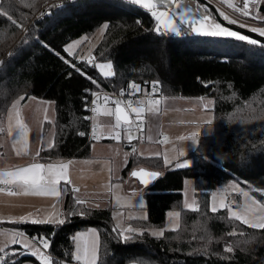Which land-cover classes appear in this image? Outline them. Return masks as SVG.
Segmentation results:
<instances>
[{
	"label": "trees",
	"instance_id": "16d2710c",
	"mask_svg": "<svg viewBox=\"0 0 264 264\" xmlns=\"http://www.w3.org/2000/svg\"><path fill=\"white\" fill-rule=\"evenodd\" d=\"M50 1L0 2V120L17 98L25 101L34 96L54 102L55 145L39 155L42 162H53L90 156L95 139L88 137V99L108 86L121 88L134 81L140 90L146 87V92L155 85L157 93L167 98L209 100L212 131L201 134L196 149L178 162L188 166L139 159L123 172V180L137 182L131 176L137 166L161 173L152 185L140 184L148 214L144 229L163 226L168 212L181 208L186 179L195 183L197 208H181V227L166 231L163 237L144 231L123 242L113 232L110 207L91 209L77 204L69 186L62 184L64 224L11 223L5 227L49 238L52 264L73 262L72 237L89 228L100 235L98 264H264V228L252 227L229 212L239 208L245 192L264 201V128L245 133L226 124L229 116L250 117L264 109V43L189 31L180 36L158 34L147 10L115 0H64L43 10L23 33L21 27L31 15ZM102 25L106 31L95 57L114 63L115 73L109 78L89 61H78L65 51L69 42L94 34ZM69 61L91 79L75 71ZM231 182L241 191L228 196L226 208L211 210L213 193ZM70 209L81 210L83 215L69 216ZM228 247L232 250L227 251ZM6 262L40 264L21 251Z\"/></svg>",
	"mask_w": 264,
	"mask_h": 264
},
{
	"label": "rangeland",
	"instance_id": "374dc122",
	"mask_svg": "<svg viewBox=\"0 0 264 264\" xmlns=\"http://www.w3.org/2000/svg\"><path fill=\"white\" fill-rule=\"evenodd\" d=\"M58 1L51 0L45 3L39 12L33 16L31 15V19L21 27L22 32H26L30 25L29 23L36 20L43 10L53 5L57 6ZM262 1L264 2V0ZM130 2L143 7L142 4L135 3L134 0H130ZM177 2L181 4L180 8H176L175 4L169 6L157 3V10L168 12L181 29L179 35L166 33L172 36H180L182 33L189 31L181 19V14L188 20L198 19L201 14L207 15L204 12L205 6L197 0H177ZM240 3L241 0H236L234 4L240 5ZM185 9H190V11H185ZM230 9L234 10L233 8ZM216 11L218 14L223 12L229 16V19L237 20V24H230L219 15L223 22L221 23L208 10L211 14L209 22L214 18L216 23L230 30H232L231 26L249 31L252 27L264 29L262 26L246 25L221 9H216ZM237 13L241 14L240 12ZM258 15L264 17L261 12ZM240 24H244V27H240ZM196 26L198 27L199 25ZM205 29L207 30V24ZM105 31L106 25H102L94 34L69 42L65 46V51L71 47L72 54L66 53L78 61L95 60V69L104 78H109L115 73L114 63L111 61H99L95 57V50ZM255 34L259 36L258 33ZM101 64L105 65L103 69L99 67ZM105 72L110 73V75H104ZM166 99L172 101L161 102L158 105L149 107L148 111L154 114L153 123L149 127L151 131L150 139H147V143L140 144H138V134L130 130L125 131L129 127L124 126L122 123L117 125L113 107L104 106V108L99 105L97 107L98 115L91 118L95 128V141L92 143L90 156L71 160H55L47 163L45 165L51 164L55 166L51 175L47 168L35 170L46 178L55 179L59 176V183L55 185L60 193L58 197L51 193H37L31 188L27 189V187L22 190L17 183L11 184L17 189L14 193L0 191V247H4L6 250L9 249L11 253L18 251L17 248H14L15 245L11 244V241L15 233L22 231L18 229L6 231L5 225L7 224L22 223L20 222L21 218H48L54 220L59 217L63 219L62 203L65 193L61 187L62 184L69 186L74 197L83 201L88 208L110 207L112 222L115 228L119 226L123 236H138L142 235L144 231H148L151 237L160 238L168 230H178L182 225L183 219L181 208L190 211L197 208L195 183L192 179H186L184 182L181 208L175 207L169 211L163 226H150L148 229H144L148 214L146 211V200L140 183L131 178L123 180V172L131 161L160 159L165 165H173V163H176L174 166L178 165L182 158L185 159L191 151L196 149L197 138L201 134L212 131L213 115L209 111L212 103L209 100L181 99L178 97H166ZM108 109L112 110L113 115L105 114ZM135 115L137 119L147 122L145 113L140 112L139 116L136 113ZM55 122L56 106L52 101L30 96L25 101L24 97H21L10 103L4 118L0 120V165L3 171L0 175L1 181L13 179L10 174L24 169L23 165L26 163H31L30 165H33L32 162L34 164L41 163L39 159L40 152L51 150L55 145ZM226 124L238 132L243 131L245 133L255 128H264V109L250 117L229 116ZM193 133H196L194 138H192ZM160 136H165L167 140L163 143H158L156 140ZM181 137H184V139H181ZM165 159H167L168 163H165ZM30 165L27 168L31 167ZM141 169L148 170V168L142 166H137L136 168V170ZM239 191H241L240 187L234 182L219 188L213 193L211 198V210L213 208L216 210L226 208L228 196ZM222 203L225 206L222 207ZM247 206L250 208H247V210L251 214L259 213L253 203L247 202ZM240 208V211L230 209L231 214L236 212L237 215H240L239 213L243 210V199ZM169 213L176 215H169ZM129 226L137 231L128 233L125 230ZM118 235L120 238V234ZM120 239L126 242L122 238ZM38 261L41 264L39 258ZM22 264L35 263L23 262Z\"/></svg>",
	"mask_w": 264,
	"mask_h": 264
},
{
	"label": "snow or ice",
	"instance_id": "6c2138e0",
	"mask_svg": "<svg viewBox=\"0 0 264 264\" xmlns=\"http://www.w3.org/2000/svg\"><path fill=\"white\" fill-rule=\"evenodd\" d=\"M135 3L142 4L143 8L149 10L151 16L154 18V21L157 25V28L155 31H157L158 34H164V33H171L179 35L181 29L177 26V24L174 22L172 17L169 15L166 11H158L157 10V3L161 4H167V5H173L175 4L176 8H180L181 4L177 2V0H134ZM260 0H244V3L241 6H236L233 4H229L230 8H233L235 11L240 12L243 16L251 18V19H260L261 21H264V17L259 16L258 14H255L251 8L254 7L256 4H258ZM185 11H190V9H185ZM204 12L207 13L201 14L198 19H192L188 20L184 18L183 14H181V19L183 20V23L187 26L188 30L195 35H204V36H211V37H222V38H234L239 41H246L251 44H257L258 41L255 39L250 38L247 35H243L238 33L237 31L230 30L227 27H222L221 24L216 23L215 19L212 18L210 21L211 14L208 12V8H204ZM7 16L6 14H4ZM220 16L223 17L224 20H227L230 24H237V20L235 19H229V16L225 15L223 12L219 13ZM7 18L11 21V19L7 16ZM207 24V30L205 29V25ZM196 25H199L198 27ZM240 27H244V24H240ZM250 31L253 33H258L259 36L264 37V29H258L256 27L250 28ZM74 47V46H72ZM66 52L71 55V47H69ZM70 66L77 72L82 73L85 75L86 78L91 79L90 77H87V73L84 72L81 68H77L75 63H72L69 61ZM101 69L105 67V65L101 64L99 65ZM104 75H110V73L105 72ZM94 82V81H93ZM130 88L133 92H139V86L132 84L130 85ZM156 86L153 85V92H155ZM95 96L96 94L93 93ZM104 100L107 102L108 98L104 97ZM117 107L115 108V116H116V123L119 125L121 121L124 122L125 125H130L131 121L129 120V117L127 114H125L124 109L121 108L120 101H115ZM155 103H159V101H155ZM129 106H131L129 104ZM86 110H87V101H86ZM92 111H96L95 108L92 109ZM141 109L132 108V112L136 113L137 116H139ZM106 115H113V112L111 109L106 110ZM83 135V133H81ZM95 135V133H93ZM196 136V133L192 134V138ZM181 139H184V137H181ZM166 140V138H165ZM165 163H168L167 159H165ZM178 166H188L187 164L178 165ZM54 165L48 164L45 165L43 163H36L31 165L29 168H24L19 170L18 172L10 174L13 179L5 180L3 183L5 184H12L17 183L23 190L25 187H30L34 192L37 193H51L53 195H56L57 197L60 195L59 191L55 187L56 184L59 183V176H57L55 179L46 178L44 175L40 174L38 171L35 170H43L45 168L48 169L49 174L51 175L52 170L54 169ZM66 167V165H65ZM156 176L157 173H145V172H133L132 176ZM143 183L147 184L148 180H143ZM77 204H82L83 201H76ZM222 207L225 206L221 205ZM213 211L216 209L213 208ZM83 215V212L81 210L77 209H70L68 215ZM169 215H176L174 213H169ZM232 216L240 220L241 216L237 215L236 212H232ZM20 222L22 223H33V224H45V223H57V224H64L65 220L61 219L59 217H56L54 220L44 218V219H29V218H21ZM244 223H248L247 219L244 220ZM252 227H262L264 228V223L252 224ZM125 231L128 233H135L137 230L133 229L131 226H129ZM93 235L95 234V230H92ZM114 233L120 234V238H122L124 241H127L128 239H131V236H123L121 233V230L119 226L113 229ZM162 234V233H161ZM87 233H78L76 236L72 237L73 240H81L82 238L86 237ZM12 245H19L20 249L28 253L34 257H38L40 259L41 264H52V257L50 255H47L44 250L49 248V238L44 236H36L33 235L31 238L26 236L23 232H17L15 233L12 241ZM77 248L79 249V244L77 245ZM96 249L97 245L96 242L93 241L91 245V255L90 258L86 261V264H95L96 259ZM232 249L230 247L227 248V251H231ZM8 252L6 248L0 247V256L7 255ZM13 255H19L20 252H13ZM84 254L86 256L89 255V248L87 245V241H85V248H84ZM81 259L80 255L75 256V260L79 261ZM0 264H7L6 261H0Z\"/></svg>",
	"mask_w": 264,
	"mask_h": 264
},
{
	"label": "built area",
	"instance_id": "2783aa9c",
	"mask_svg": "<svg viewBox=\"0 0 264 264\" xmlns=\"http://www.w3.org/2000/svg\"><path fill=\"white\" fill-rule=\"evenodd\" d=\"M115 1H121L128 3L130 0H115ZM211 6H213L216 9H221L225 12H227L229 15L233 16L234 18L239 19L242 23L246 25H257L264 27V21H261L260 19H251L248 17L243 16L242 14L237 13L238 11L231 10L229 7V4H233L236 6H241L244 3V0H241L240 5L234 4L236 0H204ZM59 3L64 2V0H59ZM58 3V4H59ZM263 5V1L260 0L258 4H256L254 7L251 8V10L255 14H259L261 12V7ZM149 15L151 16L150 12L148 11ZM152 17V16H151ZM238 28V27H235ZM240 29V28H238ZM89 65L96 67V61H89ZM135 84L134 81H129L125 86L121 88H113L111 86H108L107 88L93 92L96 95L94 96L93 93L90 94V97L88 99V111L90 116V122H91V128L89 131V139H94L93 133H95L94 125L92 124L91 118L93 116L97 115V107L102 103H109L116 106L115 101H120V105H123L127 112L129 113L131 117V124L130 125H124L129 128H127L125 131L130 130L133 133L138 134L139 140L138 144L140 143H146V125L145 122L142 119H137L135 113L132 112V108H138L141 109V113L147 114L149 107L151 105H158L161 102L165 100V96L163 94L153 92V90L146 92V91H140L139 92H133L130 88V85ZM136 85V84H135ZM104 97H107V102L104 100ZM159 101V103H155V101ZM129 104L131 106H129ZM95 108L96 111H92V109ZM122 136V135H121ZM165 141V136L160 137V142ZM0 190H3L5 192L13 193L17 189L11 185V184H5L0 181ZM1 229V227H0ZM7 255L0 256V261H6L11 256V251L7 250Z\"/></svg>",
	"mask_w": 264,
	"mask_h": 264
},
{
	"label": "crops",
	"instance_id": "0c3cea01",
	"mask_svg": "<svg viewBox=\"0 0 264 264\" xmlns=\"http://www.w3.org/2000/svg\"><path fill=\"white\" fill-rule=\"evenodd\" d=\"M262 7H263V10L261 11V14H263L264 15V2H263V5H262ZM140 90V89H139ZM146 90V87H143V90H140V91H145ZM182 99V98H181ZM46 101H48V100H46ZM167 101H172V100H168V99H166V100H164L163 101V103L164 102H167ZM101 106H106V107H108V108H110V107H113V110L115 111V105H112V104H109V103H102V104H100ZM164 105V104H163ZM105 108V107H104ZM97 115H98V111H97ZM146 117H147V122H145V125H146V131H145V133H146V137H147V139L149 140L150 139V134H151V131L149 130V127H150V125H151V123H153V119H154V114L152 113V112H147V114H146ZM155 133V132H154ZM155 136H156V134H155ZM161 137V136H160ZM160 137L159 138H157V142L159 143L160 142ZM148 140H147V142H148ZM167 140V139H166ZM165 140V141H166ZM165 141H163V142H165ZM146 142V143H147ZM163 142H160V143H163ZM0 158H1V154H0ZM71 160V159H70ZM40 162L41 163H44V164H47V163H50V162H42L41 160H40ZM28 163H26L25 165H23L24 166V168L26 167H28L30 164H28ZM32 164H34L33 162H32ZM173 164H176V163H173ZM27 165V166H26ZM31 166V165H30ZM10 169H12V168H10ZM3 171H2V169H1V165H0V175H1V173H2ZM1 181V180H0ZM1 182H3V181H1ZM14 186V185H13ZM15 187V186H14ZM16 188V187H15ZM30 187H27V189H29ZM0 191H3V190H0ZM16 192V191H15ZM14 193V192H13ZM251 197V198H250ZM242 199H243V210H242V212L241 213H239L240 214V216H241V220H245V219H247V221H248V224H250V225H252V224H257V225H259L260 223H264V201L263 202H260L258 199H256L254 196H252L250 193H246L245 192V194L243 195V197H242ZM247 202H250V203H253L254 204V207L255 208H257V210H258V212L259 213H256L255 215H253V214H251V212L250 211H248L247 210V208L248 209H250L248 206H247ZM84 203V202H83ZM231 209V208H230ZM230 209H229V212H230V214H231V211H230ZM220 210V209H219ZM233 210H241V208H240V206H239V208H236V209H233ZM238 211V212H239ZM232 215V214H231ZM233 217V216H232ZM256 228H261V227H256ZM2 229H5V228H2ZM6 231H11L12 229L11 228H7L6 227ZM95 230V234L93 235V232H92V230ZM81 232H83V233H87L88 235L86 236V237H84V238H82L81 240H75V251H74V261L73 262H71V263H68V264H86V261L90 258V255H91V245H92V242L93 241H95L96 242V245H97V249H96V259H95V264H98V262H99V259H100V255H99V252H100V235H99V232H98V230L97 229H95V228H89V229H87V230H84V231H81ZM81 232H78V233H81ZM77 233V234H78ZM25 234V233H24ZM76 234V235H77ZM26 236H28L29 238H31L29 235H27V234H25ZM75 235V236H76ZM85 241H87V245H88V248H89V255L88 256H86L85 254H84V248H85ZM79 244V249L77 248V245ZM15 246H19V245H15ZM48 250H49V248L48 249H46V250H44L45 251V253L47 254V255H49V252H48ZM23 252L21 249H20V247H19V249H18V251L17 252ZM25 253V252H24ZM25 254H28V253H25ZM28 255H30V254H28ZM76 255H80V257H81V259L79 260V261H77V260H75V256ZM37 260H38V257H35Z\"/></svg>",
	"mask_w": 264,
	"mask_h": 264
},
{
	"label": "water",
	"instance_id": "95a60500",
	"mask_svg": "<svg viewBox=\"0 0 264 264\" xmlns=\"http://www.w3.org/2000/svg\"><path fill=\"white\" fill-rule=\"evenodd\" d=\"M197 1L200 2L202 5H204L205 7H207L213 13V15L215 16V18L217 20H219L221 23H223L222 20H221V18H220V16H219V14L217 13L216 9L213 6H211L210 4H208L204 0H197ZM260 10L262 11L263 10V7H261ZM230 28L232 30H234V31H237L240 34L247 35V36H249L252 39H255V40L259 41V42L264 43V38L256 35L255 33L251 32L249 30L238 29V28H235L233 26H231ZM119 106L124 109L125 114L128 115L129 120L131 121V117H130L129 113L127 112V110L125 109V107L123 105H119ZM116 107H117V105L115 106V108ZM121 123L123 125H125L123 121H121ZM133 172H137V173H140V172L153 173V172H155V173H157V175L156 176H144V177H141V176L138 175L136 177H133L132 176V173ZM131 176L133 178L137 179L140 182V184H142V186L148 187V186L152 185L161 176V174L159 172H156V171L147 170V169H141V170H134V171H132L131 172ZM145 179L148 180V183L147 184L143 183V180H145Z\"/></svg>",
	"mask_w": 264,
	"mask_h": 264
}]
</instances>
